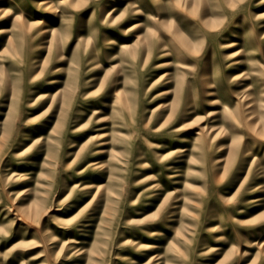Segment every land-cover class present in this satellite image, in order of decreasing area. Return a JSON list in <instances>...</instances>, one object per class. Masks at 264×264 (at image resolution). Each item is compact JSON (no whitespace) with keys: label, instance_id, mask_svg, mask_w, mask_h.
<instances>
[{"label":"rangeland","instance_id":"rangeland-1","mask_svg":"<svg viewBox=\"0 0 264 264\" xmlns=\"http://www.w3.org/2000/svg\"><path fill=\"white\" fill-rule=\"evenodd\" d=\"M0 264H264V0H0Z\"/></svg>","mask_w":264,"mask_h":264},{"label":"bare ground","instance_id":"bare-ground-1","mask_svg":"<svg viewBox=\"0 0 264 264\" xmlns=\"http://www.w3.org/2000/svg\"><path fill=\"white\" fill-rule=\"evenodd\" d=\"M158 1V0H157ZM159 3V2H158ZM45 9H46V7H45ZM41 18V17H40ZM100 21V20H99ZM39 22V21H38ZM236 22V21H235ZM21 26V25H20ZM234 28H238L239 26H237V25H234L233 26ZM23 28V27H22ZM242 37H241V35H238V40L240 39V41H242L243 39H241ZM111 45V44H110ZM176 57L180 60L181 59V54L179 53V52H176ZM254 57V56H253ZM253 57H251V59H253ZM251 63H254L255 64V62H254V60H251L250 61ZM183 68V67H182ZM186 68V67H185ZM208 74H209V69H208V71L205 73V77L206 76H208ZM204 80H206V82H208V79H204ZM114 85V87H113V89H111L110 91H111V95L110 96H113L114 97V101L117 103V104H119V105H127V99L126 98H120V99H115V97H117V96H119V92H118V89L115 87L117 84H113ZM103 88H104V86H103ZM109 91V92H110ZM204 93H206V94H210L211 93V91L210 90H204ZM104 95H106L107 96V93H103ZM192 109H195V107L193 108V107H191V108H189V107H184V111H183V113L181 114V115H179V116H177V117H175V118H173L171 121H170V123H174V121L176 120V122H182L181 124H186L185 122L191 117V115H192ZM172 111V108H170V112ZM164 115V113H162V116ZM165 119H167V118H165ZM202 133H203V130H202V128H200V129H198L197 130V132H196V137H198V138H203V135H202Z\"/></svg>","mask_w":264,"mask_h":264}]
</instances>
